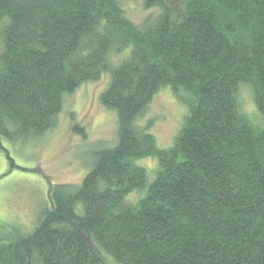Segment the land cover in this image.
<instances>
[{
    "label": "trees",
    "instance_id": "1",
    "mask_svg": "<svg viewBox=\"0 0 264 264\" xmlns=\"http://www.w3.org/2000/svg\"><path fill=\"white\" fill-rule=\"evenodd\" d=\"M120 2L0 0V138H45L63 96L104 76L118 129L75 189L49 191L33 231L0 238V264H264V0H141L161 10L147 27ZM163 87L191 100L162 149L133 122Z\"/></svg>",
    "mask_w": 264,
    "mask_h": 264
},
{
    "label": "rangeland",
    "instance_id": "2",
    "mask_svg": "<svg viewBox=\"0 0 264 264\" xmlns=\"http://www.w3.org/2000/svg\"><path fill=\"white\" fill-rule=\"evenodd\" d=\"M120 6L124 16L137 27L154 25L161 11L144 10L141 0H121ZM118 58L116 55L115 60ZM106 80L104 76L100 81L85 82L73 93L65 94L57 126L45 138L13 144L0 138L1 239H14L19 233L22 236L33 231L49 205V191L57 185L75 189L93 164L94 154L117 145L116 114L104 108L98 98ZM237 92L241 110L251 119L257 118L249 87L241 85ZM153 96L133 126L152 133L157 146L163 149L173 144L191 98L183 90L175 95L169 87L161 88ZM137 165L148 171L149 180L157 172V160L153 157L142 158ZM141 195L133 192L126 202L133 205ZM101 258L99 264H117L104 253Z\"/></svg>",
    "mask_w": 264,
    "mask_h": 264
}]
</instances>
